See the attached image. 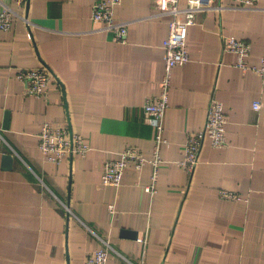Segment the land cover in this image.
<instances>
[{"label":"crops","instance_id":"1","mask_svg":"<svg viewBox=\"0 0 264 264\" xmlns=\"http://www.w3.org/2000/svg\"><path fill=\"white\" fill-rule=\"evenodd\" d=\"M4 1L33 25L15 20L0 33V264H84L102 245L93 232L113 247L107 264H264V78L243 73L223 49V36L234 35L250 43L248 62L260 63L264 0L253 9L207 0L220 9L197 12L188 27L190 60L172 69L152 198L143 189L150 164L127 167L118 186L102 182V169L128 146L152 157L143 104L160 90L169 28L157 0L116 7L128 21L126 43L91 19L94 0ZM43 65L55 76L47 98L26 95L14 73ZM212 97L224 106L227 146L204 138L187 173L176 162L187 133L203 128ZM44 122L67 125L91 149L46 162L38 148ZM3 154L12 155L10 169ZM222 189L239 198H221Z\"/></svg>","mask_w":264,"mask_h":264},{"label":"built area","instance_id":"2","mask_svg":"<svg viewBox=\"0 0 264 264\" xmlns=\"http://www.w3.org/2000/svg\"><path fill=\"white\" fill-rule=\"evenodd\" d=\"M17 6H22L28 0H13ZM122 0H94L91 9V19L101 23L103 29L114 32L117 42L126 43L128 21L118 20L116 7ZM182 2L185 5L182 6ZM158 14L169 17L168 36L163 42L164 48V73L159 81L160 90L157 94L146 98L143 109L148 115L151 125L154 127L152 157L146 158L140 148L126 147L117 159L106 160L102 169V182L107 185L118 186L121 183L125 169L132 166L135 170H141L147 163L151 166L150 181L144 186V191L152 198L155 195L159 169L162 164L161 147L166 143L164 137L165 114L168 108V97L171 84L172 69L177 65H183L190 60L187 49L188 27L195 22V15L199 11L209 8L220 9V6H210L207 0H157ZM236 7L253 9L258 7V0H236ZM15 20H22L28 29L33 25L31 20L18 13L9 3L0 0V33L13 28ZM223 49L236 55L235 66L243 73L254 72L264 78V54L259 64H250L247 60L251 46L247 40L237 38L234 35L223 36ZM14 77L24 84V93L34 97L47 98L49 83L55 78L46 66L34 68L20 67L14 73ZM262 103L259 100L253 102L252 107L259 109ZM227 116L223 103L212 97L208 103L206 120L199 131L188 132L183 144V158L176 163L187 173H191L198 162V154L204 138L210 140L215 148H225L227 141L225 128ZM38 148L42 158L46 162L59 164L64 158L73 155L85 157L91 149L89 142L80 134L73 133L67 125H58L44 122L38 134ZM219 196L225 199H238L239 195L226 189L219 190ZM65 208H68L67 204ZM114 204L109 205L110 211H114ZM93 232V231H92ZM102 240V245L95 248L84 261V264H107L109 251L112 245L106 239L93 232ZM146 236L140 238L145 243ZM124 258V257H123ZM130 264H144L132 262L124 258Z\"/></svg>","mask_w":264,"mask_h":264},{"label":"water","instance_id":"3","mask_svg":"<svg viewBox=\"0 0 264 264\" xmlns=\"http://www.w3.org/2000/svg\"><path fill=\"white\" fill-rule=\"evenodd\" d=\"M12 163V155L11 154H3L2 155V167L4 169H10Z\"/></svg>","mask_w":264,"mask_h":264}]
</instances>
